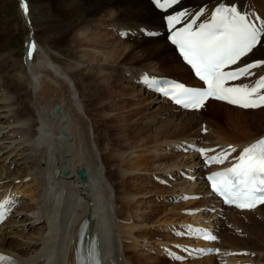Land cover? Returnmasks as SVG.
<instances>
[{
  "label": "bare ground",
  "instance_id": "bare-ground-1",
  "mask_svg": "<svg viewBox=\"0 0 264 264\" xmlns=\"http://www.w3.org/2000/svg\"><path fill=\"white\" fill-rule=\"evenodd\" d=\"M24 1L25 4H23V6L26 5V7H28L29 1ZM54 1L57 2L54 5V8L52 7L55 15L53 18L46 22L45 31H39V33H37V36L39 38L43 36L42 38H45L46 41L53 39V42H55L57 38L62 37L63 34H69L70 36L68 42L71 43V49L74 51V56L70 59L73 60L71 62L62 61L61 63V61H56V59L52 57L50 53L46 56L43 55L44 53H42V49L44 47L42 46V42L38 41L35 38L36 33H34V27L36 26L33 25L32 19H30L29 11L27 14V12L24 10V7L22 6L21 12L23 14V19L25 21V24H27L28 22V25L25 26L29 30H27L26 32L25 41L27 55L22 64L18 66L19 77L17 79H19V89H15L13 91L9 90V87L3 84L6 77H4V74L0 72V111H2L0 112V115L3 116V119H6V121L4 122L0 121V126L4 125L7 128V134L9 135L3 138L4 142L2 141V143H5L4 148L7 147L8 151H4L2 154H0V189H6L7 187H4L3 185L10 186V184L15 181H17V184H15V188L18 189L19 185L25 183L22 179L25 180V178H30V181L33 183V189H35L34 201L41 211L40 214L30 217V221L27 222V224H24L26 218H17V216L19 215L16 213L13 216V220L10 219L2 224L0 226V250L15 254L16 256L22 258L30 264H37V262L35 261H39V264H45L47 260L44 261V256L48 250H55L54 246H56L55 244L59 239V232H61L59 229L61 227H63L65 224H71L68 226V228H66V232L69 236H71L72 234L73 237H75L77 235V230L79 223H81V219L84 215H88L90 211V207L92 206L91 199H93V193L90 190L89 181L87 183V181L79 180L76 172H78V169L81 167H90L94 181L96 182L98 179L99 183L101 184L100 197L103 203L101 209H105V213L103 215L104 219L102 221L111 224V232L115 238L114 243L111 244V247H113L112 249L110 248V261L114 264H226L228 263V261L235 260V258L233 257L223 258L226 261L222 258H218V260H216V258H214L216 256H208L202 259H195L194 261L192 260L188 262L177 263L167 258L170 251L175 249L176 243H178L179 241V243L186 242L185 240L178 241L172 235L171 236L176 239L175 241H168L166 237V235L168 236L169 234H171V231H168L169 229L174 230L175 226L173 224L175 221H177V223H179V221L181 223L183 222V217L185 215L182 211H175L174 213L170 214L169 217H164L165 219L161 220L164 223L168 222L172 224H170L171 226L167 224L166 229L159 235L157 234L158 228H154L152 231L148 232V234L154 241H158L157 245L155 243H151V248L156 253L155 257H146L143 255V253H140V250L135 249V247H137L138 245L137 238L142 237L138 233L135 235L138 224H141H135L132 220H130L128 218V215L131 214L125 210L126 207L129 209L133 206L132 202L134 200L133 194L125 185L127 178H129L127 177L126 170L130 171V169H136L135 167L137 165L136 161L124 160L126 158H124L125 150L123 148L130 150V137L128 136V133H130L131 130L121 128L118 126V124L117 129L115 127L109 128V125H106L107 121L104 118L107 114H102L109 111L113 112L112 108H114L116 112L117 110L124 108L125 102L122 101L121 98L131 95L133 92V88H135L134 85L132 86V88L122 87V89L124 90L122 93L120 88L121 85H119L118 83H122V81L121 79H118V81H116V77L114 74L116 73L114 72L115 68L130 66L133 70L130 72V75L128 77L132 76L138 70L134 69L136 67L147 69L158 74L176 76L179 78L190 77L189 70L181 64L179 57L174 53L171 46L165 41V38H147L144 37L140 32V29L143 27H158L161 20L160 14L151 7L147 0ZM219 2H225L228 4L235 3L236 5H238L240 10L246 12H256L259 14L260 18L264 20V0H190L188 6L194 7L195 5L199 4L198 8L205 9L207 7L210 8L214 3ZM138 16L142 19L141 21H132L133 18ZM91 22H96V25H100L101 30L99 29L94 32H90L89 29L91 28ZM111 27H115L117 30L123 28L129 33H133L134 36H129L125 40H120V38L116 39L110 33ZM2 32L3 31H0V34ZM49 34H55L58 37L49 39ZM2 37L3 36H0V41ZM112 38L115 40L114 46H111L110 44L112 43ZM39 51L42 52L39 53ZM29 53H31V55ZM9 56L10 54L6 55L1 51L0 62L3 61L4 58H8ZM34 57L39 58V61L37 63H34ZM159 59H161V61ZM256 59L264 60V44L258 45L253 50L252 55L249 57V61ZM48 60L52 62L50 63L51 65H58L59 67L57 68H60V71L63 72L64 75H62V77L59 76L58 78H55V82H57L59 85L58 87L55 85L53 87V85L47 81L42 83L41 85L44 86L43 96L41 97L38 94L39 97L36 96L38 102L36 103V99L34 96L35 94L33 91L34 89L40 87L39 82L42 80V77L39 76V72L46 71V61ZM158 60L160 61L159 63L157 62ZM86 61L89 62V64L87 65H90L89 72H86V74L84 75V79H80V81H77V84L81 89L80 93L76 84V80L74 78L77 77V74L80 70H84L81 68V64L85 63ZM30 64L32 65V67L30 66ZM109 67H112V69ZM0 68H2V66ZM108 68L114 73L110 72ZM262 70H264V67L262 68ZM45 75L51 76V72L48 70V72H45ZM66 77H68V79L70 78L73 81L78 90L79 97H81L82 95L86 100V98L89 99V97L91 96L93 100L91 99L90 101H95V106L93 105V107L91 108L95 107V114H99L100 117H98V115L97 117L100 120L102 119L103 122L106 123L105 125L101 127V125L96 124L93 119L90 121V123L83 120V116L81 115V113L79 111H76L78 109V102L75 98H73V96L71 97V95L74 94L73 90L71 89L73 85H71L70 87L67 84L68 79L66 80ZM86 80L88 82L85 85ZM89 89L91 91L90 94L87 95L86 90ZM18 91H25L28 94V102L34 104V106H32L34 109L31 110L32 113H30L29 111L28 115H24L21 113V109L18 110L19 107L16 106L15 102V99L18 98ZM117 91L120 92V96L116 95L118 99L115 100V103L109 102L106 104H98L100 99L104 100L108 98V96L110 97V95L115 94ZM61 97V100L63 102L60 100ZM149 97L152 96L149 95ZM209 102H207L204 108L199 112L184 111L175 113L173 112L171 107L163 104L161 101L159 110H156L155 114H153L152 116L147 117L148 119H150L149 123L155 124L160 116L166 114H168V118H164L165 120L163 121L162 126H157L160 122L159 121L154 126V129L144 136V140L141 141L140 144H143L142 147L146 148V150L144 151L143 148H141L140 150H143V152L146 153L150 152L151 154L146 155V153L138 152L136 156L141 159L139 162L144 161L145 163H143V165L155 166L157 164L160 165L161 163H163L162 161H164V158L161 156V154H158L157 151H160L162 146L170 145L171 143H173L174 141L171 139L184 136L190 126L193 125V116L196 113L203 114L204 118L208 117V121L213 123L214 128H211L209 125L207 126L209 129L208 133H211L215 138H217L218 143H232L233 145L236 144L238 146H241L249 142L250 140H253L256 137L264 134L260 133L257 136L248 138V140L246 141L241 142L240 140V144L236 143L235 141V143L232 142L222 135L224 130H226L227 128H224V126H222L224 129L223 130L222 127H216V125H219L215 119L218 116H221L224 121L223 123H226V125L229 126H233L237 123L247 124L248 117H244L245 114L260 113L258 117L260 118L259 122L262 126L264 125V108L244 111L238 108L236 109L223 104L211 102V105H216H213L215 107L212 108L207 116L205 111L208 110L207 106L210 104ZM125 107H127V105ZM221 112L222 114H218ZM240 114L244 115H241L240 117ZM67 115L70 116L71 119H73L71 121L72 123H69L70 121L68 122V120L65 119ZM89 115H91V113ZM116 116H114L113 114L106 117L111 121H114L116 119ZM126 116L124 115L123 117H117L118 121L120 120L121 122H125V120L123 119ZM138 119L139 117H135V119H132V122L134 121L132 125H134L138 121ZM39 122L43 125H48L49 128L41 129L40 127H38L37 130L31 129L33 125H36ZM178 126L187 131L185 133L177 135H175L174 132H169V129L171 127H176L177 129ZM89 128L90 130L92 129L93 133H97V130H99V128H103L104 133H101L100 131V134H93L92 139V137L90 136L91 131L89 130ZM112 130L116 131V137L110 136L109 133H111ZM136 132L137 135H140L142 133L141 131ZM37 134L40 135L39 139L37 138ZM105 135L106 138H110L108 142L110 146L108 148L101 147V145L103 144V137H105ZM45 137L48 138L49 144L53 148L51 152L50 149L48 150L47 148L38 145L40 139ZM203 138L212 140L211 137L207 134ZM94 145L98 148L99 154H97ZM13 151H15V153L18 152L19 155H23L21 157V161H19L23 164V168L25 169V172H23L22 175H18L17 173L15 174V172L17 171H7V169L3 165L6 161H8L9 165L15 162L11 158V154L13 153ZM155 153H157L158 155H156ZM184 156H186L185 160H183ZM175 157L176 159H172L171 163H167L168 161H165V164H163V169L169 170L171 167L186 168L189 166L187 165V163H190L188 162V158L190 159V161H193L192 165L198 164V162L195 161L194 155L191 156L190 154H187L183 156L178 155ZM179 157H181V159H178ZM99 160L102 163L101 166H103L104 171H106V175L109 173H107V168L109 169V171L112 170V174H110L111 177L109 180L111 189L113 188L115 192L119 191L120 195L122 194V197L116 196L118 194H115L113 196L114 198L112 197L111 189L108 188V183L102 174V167H99ZM156 160L157 162H155ZM41 165H43V167H41ZM111 166L113 167L110 168ZM56 167H59L60 169L68 167L70 169V173L64 178L60 175L56 176L54 174V169ZM171 170L175 169H170V171ZM3 173H6V175H3ZM49 175L50 179L48 177ZM68 177L72 178L69 179ZM106 177L108 178V176ZM113 178H115L117 181L112 182ZM118 181H120L121 184H124L122 185V189L120 190H116L117 188L115 187V183ZM69 186L72 187L71 190L73 191V196L70 194L71 190L68 189ZM25 187L26 184L24 188ZM181 187L182 190L187 193H191L195 190L205 191L204 183L202 181L190 182L186 187ZM66 197H68L69 199H66ZM65 199L68 203L71 202V207L68 211H66L68 209V205H66ZM193 201L195 200L192 199V202ZM189 202L191 201L188 200L187 203ZM197 202L198 206L190 209L191 214L189 215L186 222H199L201 219L200 217L207 218L209 221L215 218L211 214H204L203 216H200V213H194L195 211H205L203 206L207 205L208 200L199 199ZM64 205L66 206L63 208V210H65L66 213H63L64 215L61 217L62 207ZM121 205L122 207H124V209L120 207ZM263 210L264 205L257 207V209H254L253 211L242 212L236 209L228 208V212L224 214L226 215L224 221L225 227L223 229V234L220 236V247L225 250H242L244 247V245L242 244L244 242H242V238H240V236L242 235L237 234L235 231L238 229L244 234L246 232V229H242V227L237 228L234 226L242 225L240 219L245 218L244 216H247L249 214L258 216V213L260 216H258V218L260 220H256L255 217L248 216L246 218V221L248 223L256 222L260 225L263 224ZM112 211H114L115 213V218ZM68 212L69 214L67 215ZM94 213L96 214V210ZM239 216L241 217L240 219ZM67 217L69 218V221H67ZM56 218H58V220ZM38 220L43 221V226L26 234L25 230H27V228L30 229V226H33L34 221V224H37L36 221ZM56 220L58 221V224H55ZM97 221L98 220L95 219L90 224H97ZM222 222L218 223V221H216L215 225L219 226ZM200 223L201 224H198V226L203 225L209 227L211 225L202 222ZM18 227H20V231H10V229ZM231 227V232L224 233V230L228 231ZM253 232L256 231L253 230ZM14 236L16 239L12 240V237ZM263 236H261L260 240L264 242ZM163 238H166V240ZM254 238H256L257 241H260L258 240V237L255 236V234ZM262 241H260V243ZM116 244L122 245L123 251L129 253V257L126 259V261H123V259L120 258V254L116 248ZM154 244L155 246H153ZM249 250L250 253L254 252V254H256L257 256H253V258L250 260H252L255 264H264V244L262 248H260V246H253ZM71 263H73L72 257Z\"/></svg>",
  "mask_w": 264,
  "mask_h": 264
},
{
  "label": "rangeland",
  "instance_id": "rangeland-1",
  "mask_svg": "<svg viewBox=\"0 0 264 264\" xmlns=\"http://www.w3.org/2000/svg\"><path fill=\"white\" fill-rule=\"evenodd\" d=\"M28 1H29L28 8H29V11L31 12L29 14L30 15V19H32L33 25L36 26V27H34L35 28L34 29L35 30L34 33H36V35L34 34L35 38L38 41L42 42V46L44 47L42 49L43 52L39 51V53L42 52V53H44L43 55H45V56L50 53V55L52 57H54L56 59V61H61V63H62V61L63 62H71L73 59H70V58H73L74 51L71 49V46H70L71 43L68 42L69 36H70L69 34H63L62 33L63 34L62 37H58L55 34H49L50 35L49 39H52L53 37H58L55 42H53V39L46 41L45 38H42L43 36H41L40 38L37 36V33H39V31L40 32L41 31H45L46 22L54 17L55 12L52 9L54 8V5L57 2L54 1V0H28ZM21 11H22V9H21ZM141 20L142 19L138 16V17L133 18L132 21H141ZM24 24H25V21H24ZM23 26L26 29V26L23 25L22 17L20 16V0H0V31H3L0 34V36H3L1 41H0V52L2 51V53L6 54V55L10 54V56L8 58H4L3 61L0 62V67L2 66V68H0V72L4 74V77H6L4 79L5 82L3 84L8 86L9 90H11V91H13L15 89L17 90L20 87V86H18L19 79H17L19 77V74H18L19 73L18 72L19 71V67L18 66H20V64H22V62H23L24 40L26 39L25 38V29L23 28ZM99 29L101 30V28L97 27L96 22H91V28L89 29L90 32H94V31L99 30ZM67 31H68V29H67ZM26 32H27V29H26ZM41 38H42V40H41ZM114 41L115 40L112 38V43H110L111 46H114ZM164 55H165V53H164ZM159 60L161 61V59H159ZM38 61H39V58H38V60L36 59L34 61V63H37ZM160 61H158V63ZM46 63H47V69H46L45 72H48V70H49L51 72V76L45 75V72H39V76L42 77V80L39 82L40 87L36 88V89L33 88L34 89L33 92L35 94L34 96H35V99H36V103L38 102L37 101V97H39V95L41 97L43 96L44 86L41 85V84L47 81V82H50V84H52L53 87H54V85L58 87L59 85H58L57 82H55V78H58L59 76L62 77V75H64L63 72L60 71L61 69L57 68V67H59L58 65H55V66L51 65L50 63H52V62L49 61V60L46 61ZM87 64H89L88 61H86L85 63L81 64L82 65L81 68L84 69V70L83 71L80 70L78 72L77 77H76L78 79L74 78L76 80V84H77V81H80V79H84V75L86 74V72H89V66L90 65H87ZM30 66L32 67L31 64H30ZM134 66H137V65H134ZM112 67H116V66H112ZM112 67H109V68L112 69ZM109 68H108V70L110 72H113ZM119 68H122V69H119ZM136 68H134V69H136ZM123 69H125L126 71H130V72L133 70L130 66L129 67H127V66L118 67V68L114 69L115 70L114 72H116V73H114V72L113 73L115 74L116 81H118V79H121V81H122V83L118 82L119 85H121L120 88H121L122 93L124 91L122 89V87L123 88L124 87H131L132 88V86H133V85H129V84L126 85L123 82V78L119 76L120 73H123L125 71ZM67 79H68V77H66V80ZM87 82L88 81L86 80L85 81V85L87 84ZM67 84L70 87H71V85H73L71 87V89L73 90L74 94L71 95V97L73 96V98H75L76 101L78 102V106H77L78 109L76 111H79L81 113V115L83 116V120L90 123V121L93 119L95 121V123L101 125V127L103 125H105L106 123H104L102 119L100 120L98 118V117H100L99 114H95V109H94L95 107L91 108V107H93L94 102H95V101H93V102L90 101L92 99L91 96L89 97V99L86 98V100H85V98H83L82 95H81V97H79L78 90L81 93V89L79 88V85L77 84V86H78V90H77L76 86L74 85L73 81L70 78L67 80ZM21 87H23V86H21ZM90 91H91L90 89L86 90V94L89 95ZM132 91H133L132 94L129 95L128 97L121 98L122 101L125 102L124 108H121L120 110H117V112H116V110H114V108H112L113 112L109 111L107 113H103L102 115L107 114L106 115L107 117L109 115H113V114H114V116L117 115L116 119L114 121H111L106 116L105 117L103 116L105 118V120L107 121L106 125H109V128L115 127L117 129L118 126H119L121 128H124V129H127V130H131V132L128 133V136L130 137L129 149L132 150V151L123 148L125 150L124 158H126L124 160L125 161H127V160L128 161H136L137 165L135 167L136 169H130L131 172L129 170H126L127 171L126 172L127 173V177H129V178H127L125 185H126V187H128L130 189V192L134 196V200L132 202L133 206L131 208H129V209L125 206L126 207L125 210L128 211L133 216V218H134V220L136 221L137 224L138 223L141 224V225L138 224V227L136 229L137 232L140 231L141 234L144 233V230L149 229V228L152 227L150 225L152 222L153 223L162 224L160 227H157L158 228L157 234L159 235L160 233H162L166 229V225L168 224V222L164 223L161 220L165 219L166 215H169V214H167L169 212V207L173 206L174 204L172 203V204L168 205V202L165 201L166 198L169 195H171L170 193H168V191L165 190V189H167V187L164 188V187H160L158 185H154L153 183H151L149 181V180H151L149 178V172H146L145 170H151V171H154V173H159L160 170H162L164 172V170H166V169H163V167H164L163 164H165V161H168V163H171L172 159L170 160V157H169V159L168 158H164V161H163V163H161L162 164L161 166H158L159 164H157L156 166L155 165H143V163H145V162L144 161L139 162L141 159H139L138 156H136V155L138 154V152L146 153V152H143V150L142 151L140 150L141 148H143L142 147L143 144H140L141 141L144 140V136L148 132H150L151 130L154 129V126L159 121L160 122H159V124L157 126H162L163 121L168 118V114L160 116L158 121L155 124H150L149 123L150 119H148L147 117L152 116L153 114H155L156 110L157 111L159 110L160 103L157 104V102H153L154 100H157V101H159V100L157 98L152 97L154 99L153 100L152 98L149 97L148 94L146 96L141 94L139 92L140 90L137 89L136 87L133 88ZM17 93H18V98L15 99V102H16V106L19 107L18 110L21 109L20 111L24 115H28L29 111H30V113H32L31 110L34 109L32 107V106H34V104L28 102V100H29L28 94L25 91H18ZM136 93H138L140 95H138ZM116 95L120 96V92L117 91L115 94L110 95V97L108 96V98H106L104 100L100 99L98 104H106V103H109V102L110 103H115V100L118 99ZM61 99H62V97L60 98V100ZM25 101H26V103H25ZM126 105H127V107H125ZM149 106L151 107V109L146 111L147 108L149 109ZM79 107H80V109H79ZM57 108H59V107H57ZM154 108H155V110L153 111ZM207 109H208V106H207ZM211 110H212V108L207 111V113H206L207 116H208V114L210 113ZM0 112H2V111H0ZM90 113H91V115H89ZM126 114H127V116H126ZM218 114H222V112L218 113ZM97 115H98V117H97ZM124 115L126 116L123 119V120H125V122H121L120 120L118 121L119 116L123 117ZM241 115H244V114H240L239 116L241 117ZM259 115H260V113L245 114L244 117H248V120H247L248 123L247 124L237 123L236 125H233V126L226 125V123H223L224 122L223 118L221 116H218L215 120L218 122L219 126L216 125V127L224 126V128H227L226 129L227 131H226L222 127V129L224 130L222 135L224 137H226L227 139L231 140L232 142L235 141L236 143L240 144L242 141H246V140H248V138H252L253 136L259 135L260 133L264 132V125L261 126V124L259 122L260 118L258 117ZM135 117H139V119L134 125H132V123L134 122V121L132 122V119H135ZM212 118H213V116H212ZM65 119L68 120V122L70 121L69 123H72L71 121L73 119H71L70 116L67 115ZM193 119H194V122L195 121L199 122V119L197 118V116L195 117V115H194ZM0 121L4 122V121H6V119H3V116L0 115ZM117 124H118V126H117ZM210 124H211V122H210ZM36 127H37L36 125H33L31 127V129L35 130ZM219 129H221V128H219ZM0 130H1V134L0 135L2 137V138L0 137V150H1L0 154H2L4 151H8V148L7 147L4 148L5 143L2 144L1 142L2 141L4 142L3 138L6 137V136H9V135L7 134V128L4 125L0 126ZM89 130H90V128H89ZM90 131H91L90 132V136L92 137V139H93V134L94 135H97V133L100 134V131H101V133H104L103 128H99V130H97V133L96 132L93 133L92 129ZM136 131H141L142 133L140 135H137ZM186 131L187 130H183L182 128H180V126H178L177 129H176V127L175 128L171 127L169 129V132L170 133L174 132L175 135L185 133ZM115 133H116V131L112 130V132L109 133V134H110V136L116 137ZM2 135H4V137ZM105 139H106V141H105ZM109 139L110 138H106V135H105V137H103V142H102L103 144L101 145V147L108 148L110 146L109 143H108ZM240 140H241V142H240ZM172 144L173 143H171L170 145L162 146L160 151L158 150L157 153L161 154L162 157L165 156L167 154V149H170L172 151ZM95 150H96L97 154H99V150H98V148L96 146H95ZM137 150H139V151H137ZM118 151H122V150H118ZM16 153H17V155H16ZM16 153H15V151H13V153L11 154L12 155L11 158L15 161L14 163H11L9 165L8 161H6L3 165L5 166L7 171H9V172L17 171V172H15V174L17 173L18 175H22L23 172H25V169L23 168V164L21 162H19V161H21V159H22L21 157L23 155H21V154L19 155L18 152H16ZM157 153H155V154L158 155ZM150 154H151L150 152L146 153V155H150ZM184 157L186 158V156H184ZM155 162H157V160ZM188 162H190L189 158H188ZM99 163H100L99 167L100 168L102 167V169H103V174L105 173L104 177H105V179H106V181L108 183V188L111 189V184H110L109 180H110V177H111L110 174H112V172H111L112 170L109 171V169L107 168V170H108L107 173L108 172L109 173L106 175V171L104 172V168H103V166H101L102 163L100 162V160H99ZM166 165H167V163H166ZM41 167H43V165H41ZM112 167L113 166H111L110 168H112ZM176 168L177 167H171L170 169H176ZM126 169H128V168H126ZM3 175H6V173H3ZM105 175L108 176V178ZM27 180L28 179H26L24 181L28 182ZM115 181H117V180L115 178H113L112 182H115ZM30 184H32V183H30ZM115 184H116L115 187L117 188L116 190L122 189V185H124V184H121L120 181L116 182ZM21 186L22 185H19L18 188H20ZM24 186H25V184H24ZM30 186H32V189L29 188ZM26 188H29L27 190V194L26 193H25L26 195L24 194L25 196H27V199H26V202H25L26 205L23 207L24 210H22V209L19 210L20 213H19V216H18V217H20V219H25L26 218L24 224H27V222L30 221L29 218L33 217V216H30L27 213H32L30 209L35 206V201H34L35 189H33V185L26 186ZM178 190H182V187H180ZM132 191H134V192H132ZM111 192H112L111 193L112 197L115 194H118L116 196L122 197V194L120 195L119 191L115 192V190H113V188L111 189ZM16 194H18V192H16ZM120 207L122 209H124V207H122V205ZM177 212H179V211H177ZM63 213L64 212H61V217L64 215ZM164 213H166V214H164ZM169 216H167V217H169ZM248 216H252V217H255L256 220H260L258 218L259 213H258V216L257 215L253 216V214H249L247 216H244L245 218H241L239 216V219L241 218L240 220H241V224L242 225H240V226L235 225L234 227H237V228H241L242 227V229L245 228L246 232H247V233L246 232L244 233L246 235V237L240 236V238H242V242H244V243H242L244 245L242 250H249L253 246L254 247H259L260 246V248H262L264 242L262 240H260V238H261V236L264 235V222L261 225L259 223H256V222L248 223L246 221V218ZM56 219L58 220V218H56ZM187 219L188 218H184L183 217V222H186ZM57 220H56L55 224H58ZM242 221H244V222H242ZM36 222H37V224H33V226H30V229L27 228V230H25L26 234L31 232V231H33V230L38 229L39 227H42L43 224H44L43 221H41V220H38ZM146 223H149V224H146ZM255 223H256V225H255ZM19 228L20 227L13 228V229H10V231H15V230L20 231ZM248 228H249V230H248ZM252 229L254 231H256L257 234H256V232H253ZM168 231H171V230L169 229ZM231 231H232V227L228 231L224 230V233L225 232H231ZM140 232H138V233H140ZM165 234H167V233H165ZM237 234L241 235L239 232H237ZM254 234H255L256 237H258V240L262 241L261 243H260V241H257L256 238H254ZM261 234H263V235H261ZM258 235H260V236H258ZM166 237H167L168 241H173V240L175 241L176 240V239H174L171 236V234H169L168 236L166 235ZM15 239H16L15 236L12 237V240H15ZM163 239L166 240V238H163ZM143 240L145 242H147V238L143 239ZM248 240H250V241H248ZM162 241H164V240H162ZM254 241H256V242H254ZM157 243H155V244L157 245ZM155 244L153 246H155ZM137 247H138V245H137ZM137 247H135V249L140 250ZM148 250L151 251L152 253L154 252L153 253L154 257L156 256L155 251L151 248V244L149 245V249ZM140 253H143V255L146 256V257L150 256L148 254H145L143 250H140ZM150 257H152V256H150ZM255 257H257V256L255 255ZM120 258H122L121 255H120ZM123 261H125V259H123Z\"/></svg>",
  "mask_w": 264,
  "mask_h": 264
},
{
  "label": "snow or ice",
  "instance_id": "snow-or-ice-1",
  "mask_svg": "<svg viewBox=\"0 0 264 264\" xmlns=\"http://www.w3.org/2000/svg\"><path fill=\"white\" fill-rule=\"evenodd\" d=\"M162 9L177 5L179 0H155ZM202 11V10H201ZM188 17L187 11H181L168 17L172 26V42L179 47L183 59L195 70V75L207 87L203 90L188 88L183 84H173L169 89H160L165 96L171 94L177 104L185 108L199 109L210 97L228 101L244 109L264 106V76H260L255 86H226L227 82L236 81L252 75V69L264 66V61L248 63L234 71L224 69L237 65L258 45L264 44V25H257L242 15L237 7H216L211 13V20L200 23L193 29L192 24L176 29L175 25ZM192 23H195L193 19ZM31 55V53H29ZM179 97V98H178ZM205 151L204 149L200 150ZM235 152V149H232ZM227 154H225V158ZM223 163L218 157H211L206 163ZM214 193L229 205L241 209H252L264 205V140L245 147L237 162L224 172H215L208 176ZM205 239L216 240L215 235Z\"/></svg>",
  "mask_w": 264,
  "mask_h": 264
}]
</instances>
